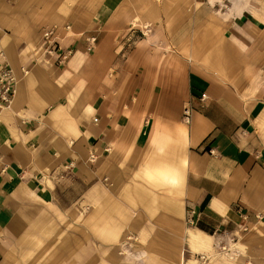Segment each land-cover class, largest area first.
Listing matches in <instances>:
<instances>
[{
	"label": "crops",
	"instance_id": "obj_1",
	"mask_svg": "<svg viewBox=\"0 0 264 264\" xmlns=\"http://www.w3.org/2000/svg\"><path fill=\"white\" fill-rule=\"evenodd\" d=\"M123 3L59 27L43 0H0V65L18 79L0 100V264L41 243L52 259L74 212L76 264H140L147 247L162 264L164 244L183 264L236 234L237 264H264V0H171L146 33Z\"/></svg>",
	"mask_w": 264,
	"mask_h": 264
},
{
	"label": "rangeland",
	"instance_id": "obj_2",
	"mask_svg": "<svg viewBox=\"0 0 264 264\" xmlns=\"http://www.w3.org/2000/svg\"><path fill=\"white\" fill-rule=\"evenodd\" d=\"M46 4H43L42 7L44 9H49L52 10V14L55 16V20H53V24L57 26H61V21L62 19L59 18V16L65 14V13H70V14H86L87 17H93V8L97 5L99 0H43ZM171 0H124V4H126V8L128 12H131L129 16V22H131L132 27H139L144 29L145 33L147 32L146 28L153 27L154 20H156V15L153 14L154 12H159L160 10L163 11L165 10V6L168 7L166 2ZM175 1V0H174ZM173 5L169 6H174L176 3H171ZM145 13V16L147 15L148 21H140L141 19V14ZM155 15V16H154ZM146 16V17H147ZM90 19V18H89ZM69 23V22H65ZM59 26V27H60ZM94 28L95 26L91 25L89 28ZM72 200V199H70ZM75 208L76 203L75 201L72 203ZM69 220L68 226L64 228H58V229H53V254H52V259L50 258V251L46 252L45 245L43 243L38 244L36 246V249L32 251V258L28 260V264H76L78 260H76L77 257V250L73 251V258H71V251L72 248L76 246V234H77V217L74 214H70L67 217ZM62 232V233H61ZM61 235L68 236L69 237V242H70V248L69 252L65 253H60V240L58 239V243L55 241L57 240L58 237ZM237 235V234H236ZM236 235H231V236H226L223 240H217V244L214 243L215 249L214 251L219 252L213 255V257H210V253H202V252H192L191 250H186L185 249V258L186 261L183 264H214V262L211 260L212 258L215 257H224L225 263L224 264H237V259L240 254H242L241 249H237L233 243L236 242L237 236ZM243 232L238 233L239 237V242L243 240ZM130 240V239H129ZM73 242V243H71ZM128 247L130 246V243L128 242ZM120 248L123 247L120 245ZM180 246L179 244H164V249L163 252L165 254V262L162 264H181L183 260L179 258L180 255ZM154 247H159V246H154ZM131 251L133 254H137L138 248L135 246L133 247ZM136 248V249H135ZM122 251V250H121ZM147 253L143 255V252H140V257L134 258V256L131 257L132 260L135 262H138L140 264H157L159 263V260L154 256L153 250L150 248H146ZM48 255V256H47ZM49 257V259H47ZM143 259V261H142ZM190 259V261H189ZM142 262V263H141ZM242 264H257V262L253 263L250 260H242Z\"/></svg>",
	"mask_w": 264,
	"mask_h": 264
},
{
	"label": "built area",
	"instance_id": "obj_3",
	"mask_svg": "<svg viewBox=\"0 0 264 264\" xmlns=\"http://www.w3.org/2000/svg\"><path fill=\"white\" fill-rule=\"evenodd\" d=\"M68 28V26H65ZM57 37V28L50 27L43 31V39L50 45L51 51L57 52V60L59 63H62L68 59L71 55V51H61L59 42L56 39ZM96 44V36L89 35L86 37L87 50L91 51ZM15 93V77L12 72V69L7 65H0V100L9 104L12 100ZM190 109H184V119L189 121Z\"/></svg>",
	"mask_w": 264,
	"mask_h": 264
},
{
	"label": "bare ground",
	"instance_id": "obj_4",
	"mask_svg": "<svg viewBox=\"0 0 264 264\" xmlns=\"http://www.w3.org/2000/svg\"><path fill=\"white\" fill-rule=\"evenodd\" d=\"M56 26H57V25H56ZM14 76H15V79H16V83H17V80H18V79H17V76H16V75H14ZM10 102H11V101H10ZM9 104H10V103H9Z\"/></svg>",
	"mask_w": 264,
	"mask_h": 264
}]
</instances>
